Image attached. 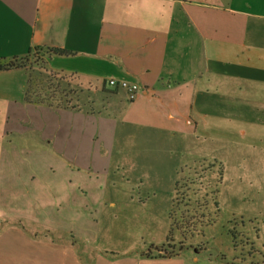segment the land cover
I'll list each match as a JSON object with an SVG mask.
<instances>
[{"label": "crops", "instance_id": "obj_1", "mask_svg": "<svg viewBox=\"0 0 264 264\" xmlns=\"http://www.w3.org/2000/svg\"><path fill=\"white\" fill-rule=\"evenodd\" d=\"M36 49L49 72L85 90L77 106L31 104L29 69L0 72V264H213L207 246L166 251L182 162L154 173L167 182L155 186L166 189L160 207L142 206L159 196L143 178L148 160L128 165L119 197L85 204L84 188L110 183L123 167L116 157L147 153L151 141L158 153L183 143L193 159L222 164L231 198L245 180L263 186L251 173L264 172V0H0V61ZM111 79L141 92L131 100ZM115 215L149 221L125 223L134 233L120 240L124 253L83 244L93 221L105 229ZM154 219L165 222L162 242L143 234ZM220 256L214 264H225Z\"/></svg>", "mask_w": 264, "mask_h": 264}, {"label": "rangeland", "instance_id": "obj_2", "mask_svg": "<svg viewBox=\"0 0 264 264\" xmlns=\"http://www.w3.org/2000/svg\"><path fill=\"white\" fill-rule=\"evenodd\" d=\"M24 63L33 77V88L35 89V93L40 92L39 90L36 91L37 87L43 88V94L47 92L51 95L50 93H54L55 91H59L60 93L63 92L64 95L69 96L68 101L70 107L77 106L76 99L80 97L83 98L81 92H83L85 88L81 86L80 82L72 76H50V74H48L47 62L40 54L36 55L33 53L24 60ZM161 146L162 145L159 143L153 146L151 141L146 147H142L149 149L147 153L144 152L137 157H116L119 164L123 165V167L121 166V170L117 172L114 171L107 177L110 183L105 186L101 184L103 183L101 180L97 183L93 182L90 185L88 179H85L87 181L86 186L90 185L84 188L85 204L86 202L89 203L92 198H100L102 195L112 197L116 195L119 197L120 194H122L120 191H123V189H121V186L124 185L123 183H125L127 179H133V177H130L132 171H127L130 168L128 165H140L141 162L148 160L149 163H151V165H148V169L151 173H145L143 178L146 183H153L152 185L155 187L159 185L160 181L163 183L167 182L159 175H154V173H161L162 168L167 173L170 169L172 160L174 163L180 161L184 165L179 167L178 172L177 180L179 184L177 189L181 200H179V203L175 206V211L178 216L176 218L180 219V214H183L188 219V224L194 227L189 230L187 227L184 228V224L185 239L180 232L176 231L174 234L176 241H173L175 240L173 239L171 242H174V244H168L166 248L167 254L170 256L176 254L180 243L186 242L189 243L187 244L188 247L193 246L197 249H203L207 246L210 250V256L207 258L213 261V264L223 259L222 256H220L221 253H224L226 256L224 258L225 264H240L244 258L248 260L251 256H253L250 258L252 264H264V172L251 173V178L256 174L255 179L257 178L263 186L260 187V185H258L257 187L255 185L256 182L253 183L252 180H245L243 181V187L239 188L231 198L228 193H224L227 180L224 178L225 173L222 164L214 159L205 160L201 158L198 159V157H194V159H196V161H194L185 150L186 146H184L183 143L178 147L167 143L165 147L163 146L165 148V153H163V151L158 153ZM177 164L178 163L174 166ZM198 173L203 174L204 178L193 185L191 182L196 179ZM248 174L250 175V173ZM96 178L97 177H94L93 181H96ZM155 190H158L157 193L159 196L156 198L157 200L151 203L147 200L142 206H147L151 209L152 206L160 207L164 205V198L162 195L166 189L156 188ZM137 192L140 193L139 189H137ZM142 192H145L144 188H141V193ZM173 195L175 198V192H173ZM143 196L145 195H141L142 198ZM188 202L189 205H187ZM148 215H145L144 218L138 215L141 217L139 218L136 215L133 219L129 216V219H125L128 221H124L121 215H115L112 220L104 221L107 225L105 229H103V221L98 222L95 220L91 223L94 229H87V231L91 230L93 235H84L82 237L84 239L83 244L85 246L91 245L93 250H107L119 254L124 253L125 246L121 244L120 240L122 241L126 237L131 238L134 232L132 231L133 228L131 230L129 228L127 231H121V229L125 227L126 222V227H131L129 222L131 225H136L138 221L142 223L148 222ZM87 221L89 220H85V225L88 228L86 224ZM154 222H158L157 226H155L154 233H151L150 230L143 232V234L145 238H147V242H162L161 238L163 232L160 231V226H163L165 222L159 219H154ZM177 223L179 222L177 221ZM181 223L182 221H180L179 224ZM193 230H196V232H191ZM130 233L131 235H128ZM102 234H105L106 238L109 240L107 246L104 245V243L101 244L100 240ZM234 238H236V242H232ZM178 240L181 241L178 243ZM203 258L204 257H201V259ZM204 260H206V258H204Z\"/></svg>", "mask_w": 264, "mask_h": 264}, {"label": "trees", "instance_id": "obj_3", "mask_svg": "<svg viewBox=\"0 0 264 264\" xmlns=\"http://www.w3.org/2000/svg\"><path fill=\"white\" fill-rule=\"evenodd\" d=\"M43 51V49H36L33 53L38 55L40 54L39 52ZM33 53H31L29 56H31ZM46 53L48 54H55V55H59V56H67L70 55V53L68 51H64V50H60V49H47ZM28 57H24L21 59H14L11 61H0V72L2 71H8V70H12V69H16V68H28L26 66V64L24 63V60H26ZM48 74H50V76L53 75H60V74H56L53 72H48ZM62 76H66V75H62ZM33 77L31 76V74H29V79H28V86L26 89V93H25V100L27 103H31V104H37V105H45V106H50V107H64V108H69V101H68V95H64L63 92L60 93L59 91H55L54 93H50L51 95H49L47 92L46 94H43V88H36V91H40L39 93H35V89L33 88V84L34 81L32 79ZM62 84V83H61ZM60 86V85H59ZM196 173V170H195ZM204 178L203 174H197V177L195 180H193L191 183L193 185H195V183H197V181H199L200 179ZM178 184L179 181L177 180L176 182V188H175V198L173 200V209L171 210L170 213V219L172 221V226H171V230L169 233V242H171L174 239V234L176 231L180 232L182 237H186L183 227L185 224V227H187V229L190 230V228H193L194 226H191L190 224H188L189 222L187 221L188 219L182 214H180L179 218L177 219V213L175 211V206L177 205V203H179V200H181L179 198V193H178ZM184 199V198H183ZM182 199V200H183ZM190 202V201H189ZM189 202L187 203V205H189ZM181 203V202H180ZM177 221L180 223V221H182L181 224L177 223ZM187 224V225H186ZM191 226V227H190ZM191 232H196V230H193Z\"/></svg>", "mask_w": 264, "mask_h": 264}, {"label": "built area", "instance_id": "obj_4", "mask_svg": "<svg viewBox=\"0 0 264 264\" xmlns=\"http://www.w3.org/2000/svg\"><path fill=\"white\" fill-rule=\"evenodd\" d=\"M109 87L114 88V89H122L128 92V95L131 100H134L138 93L141 92V88L137 84H132L126 81H118L111 79L107 82Z\"/></svg>", "mask_w": 264, "mask_h": 264}]
</instances>
